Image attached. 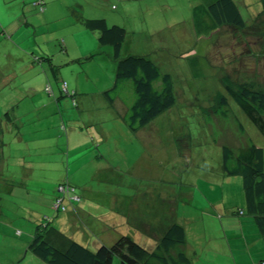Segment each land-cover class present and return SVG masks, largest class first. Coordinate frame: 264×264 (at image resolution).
Segmentation results:
<instances>
[{"label": "rangeland", "instance_id": "1", "mask_svg": "<svg viewBox=\"0 0 264 264\" xmlns=\"http://www.w3.org/2000/svg\"><path fill=\"white\" fill-rule=\"evenodd\" d=\"M200 1L45 0L43 13L30 0H0V23L9 26L18 12L27 19L15 34L0 32V264H46L28 245L40 224L50 220V232L59 226L52 199L62 181L78 194L92 185L102 198L113 188L124 214L104 204L92 215L118 213L114 230L145 247L174 220L184 228L191 264H264V237L247 211L242 178L221 168L222 145L239 148L251 139L264 150V136L231 98L234 118L212 112L227 83L264 89V8L260 0H235L243 27L195 29L192 6ZM96 17L126 28L122 53L145 54L172 75L175 103L136 136L122 117L114 122L120 104L103 95L113 84L109 45L100 46L83 23ZM62 82L74 96L60 91ZM6 112L15 119L5 120ZM96 124L109 133L93 143L108 180L89 175L90 164L81 168L91 137L84 133ZM131 211L141 216L128 224L121 217ZM85 220L77 224L96 245L99 225Z\"/></svg>", "mask_w": 264, "mask_h": 264}, {"label": "trees", "instance_id": "2", "mask_svg": "<svg viewBox=\"0 0 264 264\" xmlns=\"http://www.w3.org/2000/svg\"><path fill=\"white\" fill-rule=\"evenodd\" d=\"M39 1L42 5V0ZM260 1L264 8V0ZM192 10L195 29L214 28L221 24L243 27L246 22L235 0H213L207 5H196ZM83 19L87 29L97 32L99 45L111 47V58L115 62L114 79L103 95L109 103L120 98L127 105L121 117L131 131H138L173 106L175 94L172 75L163 71L156 60L145 54L122 53L128 37L125 27L108 23L101 17ZM224 88L225 93L217 95L212 107L213 114L234 118L229 101L231 98L264 136V89L229 83ZM60 91L63 93L61 86ZM121 91L127 92L130 97L122 95ZM70 95L74 96L75 92L70 91ZM73 104L76 105V101ZM5 116H9V113L6 112ZM244 143L239 148L222 145L221 168L226 175L241 176L247 211L254 216L259 231L264 234V150L251 139ZM61 184L71 187L79 195V200L65 198V210L54 206L58 213L67 212L82 200L73 184L62 181L58 185ZM56 196L57 189L52 199L53 205ZM49 223L35 228L28 245V249L46 264H112L114 256L118 264H191V258L184 249V228L176 221L169 224L152 249L138 243L128 234H121L110 245L100 244L95 250L74 239H70L64 249L57 247L49 241Z\"/></svg>", "mask_w": 264, "mask_h": 264}, {"label": "crops", "instance_id": "3", "mask_svg": "<svg viewBox=\"0 0 264 264\" xmlns=\"http://www.w3.org/2000/svg\"><path fill=\"white\" fill-rule=\"evenodd\" d=\"M1 1L4 4V0H1ZM31 1L34 4V6L38 8V10L40 12L44 13L46 11L45 6H44L45 0H42V5L40 4L39 0H30V2ZM48 1H50V0H48ZM210 2H212V1L211 0H203V1H200L199 3H197L196 5H200V4L207 5ZM77 5L81 6V4H77ZM196 5H194V6H196ZM194 6H192V8ZM67 8H71V6H68ZM32 12L33 11H31L30 13L32 14ZM35 13L36 12H34L33 14H35ZM38 16H39V14H38ZM96 18H98V17H96ZM101 18H104V17H101ZM13 19H15V21H12ZM13 19L11 20V23L9 25L11 27V29L9 28V26H6V25H3L2 23H0L1 24V26H0L1 31L0 32L2 34H4L5 37H6L7 32H12V34H15L16 32H18L19 31L18 28L23 26V21H25V22L27 21V19H25V17L23 15H21L19 12L16 13V16ZM0 21H1V19H0ZM116 22H114V23H116ZM117 24H120V23L117 22ZM79 38H81V37H79ZM79 38L72 39L74 41V43L76 44L75 47H77V48L82 47V42H81V39H79ZM126 41L127 42L129 41V37H127ZM142 48H144V47H142ZM128 53L140 54V53H136V52H132V51H129ZM106 60L111 63V69H110L111 74H109L110 75L109 80L111 83L113 80L115 62L111 58V47L110 46H109V48H106ZM12 76L13 75H11L9 78H11ZM115 102L117 104H120V107L118 110L119 112H116V115L113 116V118L115 120L114 122L117 123V122H119L118 120L121 119V114L125 111L127 105H125L121 101L120 98H117L115 101L112 102V104ZM11 117H12V114L10 112L9 116H7L6 118L4 117V119L7 121H8V119L9 120H12V118L15 119L14 117H12V118ZM0 123L2 124L3 121ZM90 125L92 126V124H90ZM145 126H143L142 128H144ZM104 129H105L104 127H100V126H98V124H96L95 126L91 127L90 132L86 131L84 133V135H87L89 133V135L91 137H90V139L87 138V140L85 141L86 143L83 145V147H85V148L83 149L82 153L86 154V155L89 154V155L87 156V159L81 168L90 164L89 168H88L89 169V171H88L89 175H91L92 177L100 176L101 179H104V180L107 179L108 180L110 178V171H109V169H107L105 167V163L102 161L103 155H101L100 151H96L93 148V143H95V141L99 139L98 136L99 137L101 136L105 140H107L104 137L103 133H105L106 135L109 133L107 131H104ZM136 133H137V131L134 133L135 136H136ZM107 137H108V135H107ZM128 141H129V139H128ZM73 154H75V153H73ZM70 156H68L67 159H69ZM103 167H104V170H103ZM94 191H96V194H94ZM80 192L82 194V195L80 194L82 197L81 202L75 204L74 207H72V208L70 207L67 212L58 213L57 219L59 222V226L58 225H57V227L53 226V229L51 231V235H49L50 236L49 237L50 242L54 243V245H56L57 247L64 249L67 246L70 239H74V240L80 241L81 243L85 244L88 248L90 246L91 249L94 250L100 244L110 245L119 235L125 234L124 232L121 233V231H116L113 228L114 225L118 224V213H116L113 217H109V218L104 219V216L106 215V214H104L105 212H102V213L99 212V213H95V215H92V211H91V208L93 206H94V208H96V207H102L101 205L104 206V204H109L110 207H107V208L116 209V210H118V212L124 214V212H123L124 209L120 208L119 196H121V195L118 192H114V189L111 188V191L107 192V194L110 197L108 196V197L102 198L101 195L98 197L100 190L99 189L94 190V187L92 185H89V184L83 185L82 188H80ZM54 194H55V191H54ZM122 207H125V206L122 205ZM148 215H151V213L149 212ZM139 216H141V215H139ZM139 216H136V213L131 211L128 213V217H125V218L121 217V219H126V221L128 223V220L135 221L136 219H140ZM156 216L158 217L157 213H154L152 218L157 219ZM119 217H120V215H119ZM84 218L86 219L84 222L87 224H91L92 222H96V224L99 225V227L95 228L98 235H99V241L96 245H91L92 239L87 235L86 231L83 229V226H82L83 223H82V225L77 224V219L79 220V219H84ZM158 219L160 220L161 217L159 216ZM142 220H143L142 223H144V221H147V218H144ZM53 221H54V219H53ZM172 221H174V220H172ZM123 223H125V222H123ZM129 223H130V221H129ZM138 224H140V223L138 222ZM169 224L166 225V227L163 229V232H161L159 234V236L155 239L159 240V238L162 236V234L167 229ZM141 228H142V231L146 233L145 235H147V229H145L143 227H141ZM258 231H259V229H258ZM259 233H260L259 235L261 237H264V234H262L260 231H259ZM108 242H111V243H108ZM156 242L157 241H155V244H156ZM154 246L151 248H149V247H147V248L152 249V248H154ZM184 249H185L186 255L189 256L188 255L189 248L186 249V243H185Z\"/></svg>", "mask_w": 264, "mask_h": 264}, {"label": "built area", "instance_id": "4", "mask_svg": "<svg viewBox=\"0 0 264 264\" xmlns=\"http://www.w3.org/2000/svg\"><path fill=\"white\" fill-rule=\"evenodd\" d=\"M61 88L64 93L69 94V90L67 88L66 82H62ZM46 89H48V87H46ZM65 198L70 201H78L79 195H77L71 187L66 186L65 184H61L57 188V196L54 201V206L56 208H60L61 210H65V205H64Z\"/></svg>", "mask_w": 264, "mask_h": 264}]
</instances>
